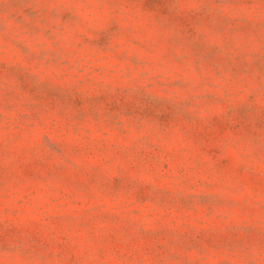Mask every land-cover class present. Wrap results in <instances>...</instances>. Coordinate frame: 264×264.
<instances>
[{"label": "rangeland", "instance_id": "obj_1", "mask_svg": "<svg viewBox=\"0 0 264 264\" xmlns=\"http://www.w3.org/2000/svg\"><path fill=\"white\" fill-rule=\"evenodd\" d=\"M0 264H264V0H0Z\"/></svg>", "mask_w": 264, "mask_h": 264}]
</instances>
